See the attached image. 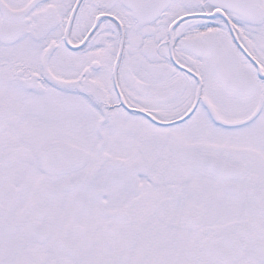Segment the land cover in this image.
Returning <instances> with one entry per match:
<instances>
[{
	"label": "snow or ice",
	"instance_id": "1",
	"mask_svg": "<svg viewBox=\"0 0 264 264\" xmlns=\"http://www.w3.org/2000/svg\"><path fill=\"white\" fill-rule=\"evenodd\" d=\"M0 264H264V0H0Z\"/></svg>",
	"mask_w": 264,
	"mask_h": 264
}]
</instances>
